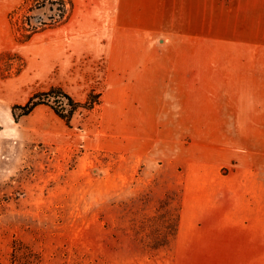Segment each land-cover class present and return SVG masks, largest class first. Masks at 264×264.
I'll return each mask as SVG.
<instances>
[{
  "label": "rangeland",
  "instance_id": "rangeland-1",
  "mask_svg": "<svg viewBox=\"0 0 264 264\" xmlns=\"http://www.w3.org/2000/svg\"><path fill=\"white\" fill-rule=\"evenodd\" d=\"M114 3L0 0V264H264V0Z\"/></svg>",
  "mask_w": 264,
  "mask_h": 264
},
{
  "label": "crops",
  "instance_id": "crops-1",
  "mask_svg": "<svg viewBox=\"0 0 264 264\" xmlns=\"http://www.w3.org/2000/svg\"><path fill=\"white\" fill-rule=\"evenodd\" d=\"M107 1H114L113 5V11L115 10L114 16L116 19V28L119 26H122L123 28H126L128 31L132 32L135 31L133 28L136 24L144 25L147 24L149 26V22H146V17L144 16V21H141L140 16V9L142 4H146V15L149 16L152 5L161 1H177V0H107ZM155 6H153L154 8ZM108 10V8H106ZM119 30V29H118ZM148 31H154V28H148ZM134 47L137 42H129ZM151 44V45H150ZM154 42H149V47H154ZM118 58V55L115 56V59ZM52 88H61L59 86H53L49 88L48 90ZM47 90V91H48ZM64 90V89H63ZM66 93H68L75 102L79 104V106H83L82 102L76 100L72 94L64 90ZM78 106V107H79ZM247 174L249 172H246ZM250 176L260 175L259 177V183H255L253 185V188L250 190V200H249V208L250 209H258V211H254L252 213V210L250 211V214L246 218V223L250 225V234L251 237H253L254 243L252 245H248L247 248L249 249V252L247 253V256H264V246L262 244V240H264V172H250ZM257 181V180H254ZM252 184H250L251 186ZM248 187L249 185H245ZM259 191L258 199L256 198V195L252 196V193H256ZM249 238V241L252 240V238ZM260 241V242H258ZM255 249L254 251L252 249ZM259 249V250H257ZM253 251V252H252ZM259 251V252H255Z\"/></svg>",
  "mask_w": 264,
  "mask_h": 264
},
{
  "label": "trees",
  "instance_id": "trees-1",
  "mask_svg": "<svg viewBox=\"0 0 264 264\" xmlns=\"http://www.w3.org/2000/svg\"><path fill=\"white\" fill-rule=\"evenodd\" d=\"M40 104H49L61 118L69 120L79 104L61 88H52L33 95L25 104H16L12 108L14 117L28 115Z\"/></svg>",
  "mask_w": 264,
  "mask_h": 264
}]
</instances>
